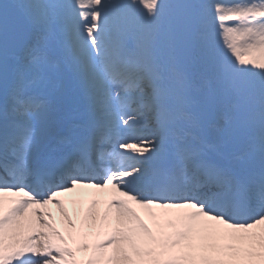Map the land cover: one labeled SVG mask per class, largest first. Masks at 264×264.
I'll return each mask as SVG.
<instances>
[{"label": "snow or ice", "instance_id": "snow-or-ice-1", "mask_svg": "<svg viewBox=\"0 0 264 264\" xmlns=\"http://www.w3.org/2000/svg\"><path fill=\"white\" fill-rule=\"evenodd\" d=\"M0 264H264V0L0 2Z\"/></svg>", "mask_w": 264, "mask_h": 264}, {"label": "rangeland", "instance_id": "rangeland-1", "mask_svg": "<svg viewBox=\"0 0 264 264\" xmlns=\"http://www.w3.org/2000/svg\"><path fill=\"white\" fill-rule=\"evenodd\" d=\"M75 95L79 97L80 93H79L78 89L75 90ZM141 128L145 133L147 132V129L143 128V126H141ZM53 139H56V138L52 137L49 140L48 145L52 142ZM61 147H62V145H61ZM127 151L129 152V155H138L136 153H132L130 150H127ZM93 191H95V190L91 189V188L77 189L76 192H74V193H65V194L61 195L60 197H58L59 199H61L64 202V207L67 209L69 216L72 217V219L76 222L77 228L81 229L82 231H91L93 233V235H90L87 237L86 242L89 245H91L94 240L102 238V233L100 235H96L97 229H89L87 227V223L83 221V210L87 207L88 199L90 198V195ZM77 193H83L84 194L83 202H81V196L77 195ZM108 198H109L108 192L105 190L99 194L98 199H100L101 201L104 202V203L98 205V207L100 208L101 211L105 207V204H106ZM130 205L134 208V210L141 217V219L144 220L145 223H149V226L151 227L152 225L149 222L148 217L145 215L143 210H141L138 205H135L131 202H130ZM48 208L52 211L53 217L56 221L57 228L60 229L63 233V226L60 223V216H59L58 211L56 210L55 205L50 203L48 205ZM154 211H159V210H154ZM78 212L80 213L79 219L77 217ZM81 256H82V254L78 253L77 259H80Z\"/></svg>", "mask_w": 264, "mask_h": 264}, {"label": "bare ground", "instance_id": "bare-ground-1", "mask_svg": "<svg viewBox=\"0 0 264 264\" xmlns=\"http://www.w3.org/2000/svg\"><path fill=\"white\" fill-rule=\"evenodd\" d=\"M77 189H86V188H79V187H78ZM105 191L109 192V190H108V189H105Z\"/></svg>", "mask_w": 264, "mask_h": 264}, {"label": "water", "instance_id": "water-1", "mask_svg": "<svg viewBox=\"0 0 264 264\" xmlns=\"http://www.w3.org/2000/svg\"><path fill=\"white\" fill-rule=\"evenodd\" d=\"M0 2H3V0H0Z\"/></svg>", "mask_w": 264, "mask_h": 264}]
</instances>
